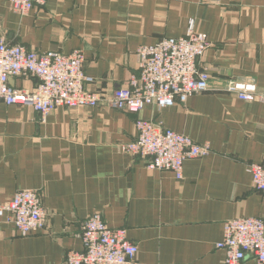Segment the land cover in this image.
<instances>
[{
  "label": "crops",
  "instance_id": "0c3cea01",
  "mask_svg": "<svg viewBox=\"0 0 264 264\" xmlns=\"http://www.w3.org/2000/svg\"><path fill=\"white\" fill-rule=\"evenodd\" d=\"M191 22L210 44L201 61L209 91L184 105L145 106L138 115L59 108L41 118L28 106L0 104V203L34 190L48 213L45 230L28 237L0 219V264H64L69 251H82V224L93 213L126 230L135 264H224L215 248L224 222L264 223V191L245 170L264 162V103L223 91L237 81L264 94V0H47L23 15L0 0V40L36 52L82 50L89 90L103 94L137 73L138 48L182 37ZM37 83L9 80L23 91ZM136 119H160L211 152L184 161L180 181L150 170L121 150L135 138Z\"/></svg>",
  "mask_w": 264,
  "mask_h": 264
},
{
  "label": "built area",
  "instance_id": "2783aa9c",
  "mask_svg": "<svg viewBox=\"0 0 264 264\" xmlns=\"http://www.w3.org/2000/svg\"><path fill=\"white\" fill-rule=\"evenodd\" d=\"M15 13L26 14L43 7L47 0H7ZM210 44L191 22L184 36L165 38L141 46L136 74L125 87L109 94L90 91L94 79L84 72V53L74 50L36 52L22 45L0 40V104L28 106L41 118L56 109L97 108L99 106L138 115L145 106L158 110L184 105L197 94L209 91V74L201 61ZM31 76L38 80L32 91L10 87L9 80ZM243 102L264 103V94L254 84L231 81L223 90ZM135 138L121 150L132 157L146 159L150 170L169 171L183 179L184 161L210 154L207 143L197 144L163 125L160 119L134 122ZM252 187L264 191V162L246 165ZM0 219L11 225L20 237L43 232L48 213L42 196L33 190L17 191L9 202L0 203ZM81 252L69 251L64 264H135L137 247L126 238L124 228L109 227L100 213H93L82 224ZM215 248L224 254V264H240L254 259L264 264V223L260 218L241 217L223 224L222 239Z\"/></svg>",
  "mask_w": 264,
  "mask_h": 264
},
{
  "label": "rangeland",
  "instance_id": "374dc122",
  "mask_svg": "<svg viewBox=\"0 0 264 264\" xmlns=\"http://www.w3.org/2000/svg\"><path fill=\"white\" fill-rule=\"evenodd\" d=\"M18 77H19V76H18ZM30 77H31V76H30ZM35 79H36V78H35ZM37 81H38V80H37ZM37 84H38V83H37ZM32 90H33V89H32ZM32 90H31V91H32ZM22 91H23V90H22ZM90 91H91V90H90ZM87 108H88V107H87ZM66 109H67V108H66ZM126 144H127V143H126ZM33 191H34V190H33ZM8 202H9V201H8ZM81 232H82V231H81Z\"/></svg>",
  "mask_w": 264,
  "mask_h": 264
}]
</instances>
